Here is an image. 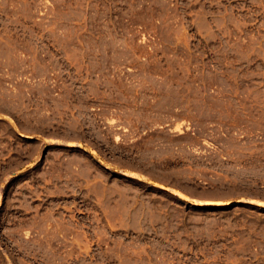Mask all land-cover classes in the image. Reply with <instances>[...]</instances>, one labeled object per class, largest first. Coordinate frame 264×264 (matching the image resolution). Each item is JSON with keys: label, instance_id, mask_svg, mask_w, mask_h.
Listing matches in <instances>:
<instances>
[{"label": "rangeland", "instance_id": "rangeland-1", "mask_svg": "<svg viewBox=\"0 0 264 264\" xmlns=\"http://www.w3.org/2000/svg\"><path fill=\"white\" fill-rule=\"evenodd\" d=\"M0 264H264V0H0Z\"/></svg>", "mask_w": 264, "mask_h": 264}, {"label": "bare ground", "instance_id": "bare-ground-1", "mask_svg": "<svg viewBox=\"0 0 264 264\" xmlns=\"http://www.w3.org/2000/svg\"><path fill=\"white\" fill-rule=\"evenodd\" d=\"M177 193L179 196H183L182 194L178 193V192H175ZM211 202V201H210ZM210 202H206V203H203L205 206H209V205H218V204H229V202H225V203H210Z\"/></svg>", "mask_w": 264, "mask_h": 264}]
</instances>
